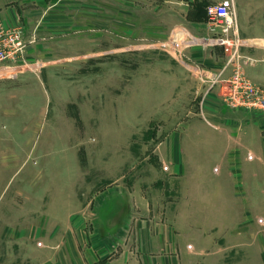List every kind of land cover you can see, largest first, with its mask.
Instances as JSON below:
<instances>
[{"label": "rangeland", "instance_id": "1", "mask_svg": "<svg viewBox=\"0 0 264 264\" xmlns=\"http://www.w3.org/2000/svg\"><path fill=\"white\" fill-rule=\"evenodd\" d=\"M194 1L171 0L170 9L177 14ZM218 1L202 4L199 13L207 14V6ZM175 14H126L123 22L144 32L136 37L104 34L96 28L99 20L91 19L89 37L48 40L29 58L26 52L28 66L16 77L1 73L0 171H9L10 185H16L23 170L34 168L36 185L73 190L74 207L89 206V218L118 217L115 208L149 201L156 214L194 220L198 225L185 230L195 264H264V208L179 210L185 206L179 204L184 183L165 155L178 126L190 121L202 84L187 49L210 40L178 31L183 19ZM167 15L169 33L161 34ZM73 22L74 33L81 24ZM212 26L217 39L211 41L225 65L233 46L226 31L232 29L219 21ZM183 32L191 35L186 39ZM238 37L248 58L241 62L244 67L253 57L243 53L248 43Z\"/></svg>", "mask_w": 264, "mask_h": 264}, {"label": "crops", "instance_id": "2", "mask_svg": "<svg viewBox=\"0 0 264 264\" xmlns=\"http://www.w3.org/2000/svg\"><path fill=\"white\" fill-rule=\"evenodd\" d=\"M211 1L216 0H195L175 14L171 0H0V19L11 28L23 26L26 39L32 41L29 58L48 40L89 37L91 19L99 20L96 28L104 34L136 37L144 32L137 24L123 22L126 14H175L183 19L178 31L188 29L193 36L210 40L187 49L188 59L206 70L207 77L220 72L227 76L233 65L225 68L217 57L216 43L211 41L217 39V30L208 15L198 11ZM234 2L238 33L248 43L242 51L253 57L244 70L251 80L264 85V0ZM73 18L81 24L74 33ZM169 19L167 15L161 34L169 33ZM191 34L184 35L187 39ZM196 102L190 121L178 126V136L169 140L165 155L173 175L184 183L185 199H179V204L185 206L179 210H261L264 112L229 107L218 88L209 90L204 81ZM200 114L212 121L196 117ZM28 168L16 185H10L9 171H0V264L15 260L16 264H195L186 248L185 230L198 225L194 220L176 221L156 214L158 209L149 201L135 202L125 210L115 208L121 212L118 217L99 213L89 218V206L74 207L73 190H43L36 185V170ZM142 194L132 196L145 199Z\"/></svg>", "mask_w": 264, "mask_h": 264}, {"label": "built area", "instance_id": "3", "mask_svg": "<svg viewBox=\"0 0 264 264\" xmlns=\"http://www.w3.org/2000/svg\"><path fill=\"white\" fill-rule=\"evenodd\" d=\"M182 1L190 2L191 0ZM207 15L211 21H219L231 26V32L228 30L226 32L227 37H231L233 46L230 49L225 68L232 65L233 68L232 73L227 76L220 72L211 73L212 75L209 74L207 77L205 76L206 70L199 67L201 80L208 83L209 90L217 87L220 96L229 107L233 109H256L264 112V86L253 82L247 76L242 65L248 61V58L243 56L240 50L241 39L238 37L234 0H221L207 6ZM31 42L26 39L22 25L11 28L0 19V74L8 72L10 77H16L21 66H28L25 55Z\"/></svg>", "mask_w": 264, "mask_h": 264}]
</instances>
